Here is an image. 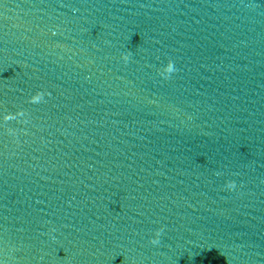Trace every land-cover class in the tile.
Listing matches in <instances>:
<instances>
[{"label": "water", "instance_id": "1", "mask_svg": "<svg viewBox=\"0 0 264 264\" xmlns=\"http://www.w3.org/2000/svg\"><path fill=\"white\" fill-rule=\"evenodd\" d=\"M0 264H264V0H0Z\"/></svg>", "mask_w": 264, "mask_h": 264}, {"label": "clouds", "instance_id": "2", "mask_svg": "<svg viewBox=\"0 0 264 264\" xmlns=\"http://www.w3.org/2000/svg\"><path fill=\"white\" fill-rule=\"evenodd\" d=\"M126 59H127V57H126ZM169 70H170V71H174V70H176L175 67H174V64H173L172 62H170V64H169ZM229 187H230V188H235V183H234V182H230V183H229ZM160 234H161V230L157 231V233H156V238L151 240V243H152L153 245L159 244V242H160V241H159V236H160Z\"/></svg>", "mask_w": 264, "mask_h": 264}]
</instances>
